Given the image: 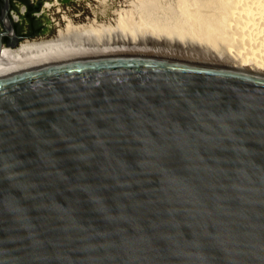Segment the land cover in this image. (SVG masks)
<instances>
[{
	"label": "water",
	"instance_id": "obj_1",
	"mask_svg": "<svg viewBox=\"0 0 264 264\" xmlns=\"http://www.w3.org/2000/svg\"><path fill=\"white\" fill-rule=\"evenodd\" d=\"M0 264H264V74L93 55L0 75Z\"/></svg>",
	"mask_w": 264,
	"mask_h": 264
},
{
	"label": "bare ground",
	"instance_id": "obj_2",
	"mask_svg": "<svg viewBox=\"0 0 264 264\" xmlns=\"http://www.w3.org/2000/svg\"><path fill=\"white\" fill-rule=\"evenodd\" d=\"M126 1L128 8L83 22L64 14L52 36L2 47L0 75L93 55L152 56L264 74V0Z\"/></svg>",
	"mask_w": 264,
	"mask_h": 264
},
{
	"label": "flooded vegetation",
	"instance_id": "obj_3",
	"mask_svg": "<svg viewBox=\"0 0 264 264\" xmlns=\"http://www.w3.org/2000/svg\"><path fill=\"white\" fill-rule=\"evenodd\" d=\"M67 4L68 0H56ZM54 0H0V34L2 45L33 39L58 26L61 21L51 19L44 9ZM62 23V24H61Z\"/></svg>",
	"mask_w": 264,
	"mask_h": 264
},
{
	"label": "rangeland",
	"instance_id": "obj_4",
	"mask_svg": "<svg viewBox=\"0 0 264 264\" xmlns=\"http://www.w3.org/2000/svg\"><path fill=\"white\" fill-rule=\"evenodd\" d=\"M116 7L128 8L129 2L126 0H68L67 4H62V6L55 11V13L51 16V19L54 21L60 20L65 14L76 22H83L87 20V18H92L93 16L99 17L102 13H107L109 11L112 12L116 9ZM57 29L58 27L43 33L38 37L52 36L55 34Z\"/></svg>",
	"mask_w": 264,
	"mask_h": 264
}]
</instances>
